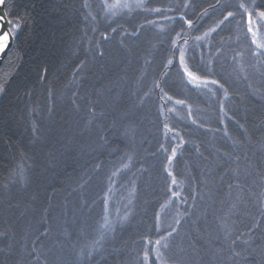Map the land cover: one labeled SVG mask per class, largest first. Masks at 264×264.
<instances>
[{
	"label": "trees",
	"instance_id": "obj_1",
	"mask_svg": "<svg viewBox=\"0 0 264 264\" xmlns=\"http://www.w3.org/2000/svg\"><path fill=\"white\" fill-rule=\"evenodd\" d=\"M170 2L175 6L176 0H152L154 6L167 5ZM215 2L216 0H194L192 7L180 10L191 16L194 22L202 24V30H206L221 18L223 12L222 7H211ZM90 3L93 14H98V0H90ZM205 8L208 9V15L197 20L199 13ZM24 9H27L29 20L21 33V51L10 57V62L4 61L0 67V76L5 72L12 73L5 93L0 95V209H6L9 203L17 205L11 211H0V231L10 230L15 234L16 240H20L25 233L33 237L35 230L40 227L37 223L40 210L50 202L54 209L52 214L57 216L60 206L67 198L70 208L77 206L78 218L86 222L85 228L89 235H92V227H95L104 212L100 202L106 189L104 177L109 170L121 165L124 150L129 148L135 153V167L132 172H135L136 176L133 177L131 172L124 173L121 181L125 186L118 183L113 189L108 207L109 219L115 221L117 210L121 214L126 210V188L131 179H137L138 194L130 223L122 229L118 228L115 239L109 240V251L113 245L121 251L109 255L108 264H136L137 254L143 247L140 238L148 232L157 205L165 199L166 185L159 162L149 154L150 151L156 150L161 137L157 96L153 93L144 100L142 106L136 107L137 96L133 93H143L157 77L160 65L167 55V38L162 46L161 34L151 26L142 30L137 38L125 37L124 48L131 50V56L128 58L133 61L129 65L121 47V38L116 35L103 45V59L95 55L94 45L90 44L89 40L98 41L99 31L93 33L91 26L85 29L82 0H16V10ZM145 15L147 14H134L132 24L143 22ZM157 22L164 27L169 25V22L162 18H158ZM96 26L100 31L107 27L103 20H99ZM125 27L128 28L129 25L125 23ZM213 35L215 39L212 40V49L220 47L223 51L217 56L214 50L205 49L204 55L206 59L211 57L216 61L217 73L228 82L230 99L224 101L226 108L234 111L236 119L244 122L250 132L256 134L254 122L264 116V99L259 98L264 95V80L260 76V72L264 71V57L257 62L258 58L251 54L254 46L250 45L242 26L236 20L226 22L221 26L219 34ZM148 53H151V56ZM142 57L150 58L152 63L145 65ZM237 61L243 66V73L240 72ZM82 63L83 68L77 72ZM42 67L47 68L45 82L38 79ZM242 75H247L248 80H243ZM121 77L123 79H120ZM117 80L119 107L132 108L135 113L133 118L139 126L137 137L134 145H127L109 134V144L101 148L96 141L95 128L83 135L78 133L83 128L84 119L88 118L87 103L97 99L95 91L101 85L111 86L110 82ZM181 80L182 77L177 71H171L167 89L170 94L174 98L185 99L186 103L191 105L192 118L202 120L206 126L217 127L219 100L222 96L218 94L217 98L213 99L211 93L204 91L201 94L195 89L185 87ZM26 92L30 94L26 95ZM254 92L255 94H252ZM73 93L78 95L73 96ZM73 99L82 106L80 112L74 110ZM49 108L53 109L50 114ZM31 109H35V113ZM179 115L186 117V108H181ZM34 122L39 128L38 134L32 130ZM104 123H107V120ZM228 124L230 133L235 135L238 132L236 125L230 121ZM181 131L191 138V144L199 145L201 151L206 152L213 147L231 150L222 133L205 132L190 123ZM145 138L150 143H141ZM243 150L250 151L246 146ZM184 157L193 164L198 163L194 152H185ZM97 161L103 162L99 174L93 175L91 182L78 194L68 196V192L81 182L82 177L93 174ZM141 162L149 166V172L144 175L136 171ZM21 164L25 166L30 177L31 182L27 186L17 182L16 170ZM177 171L188 175L182 164L177 165ZM256 179L258 180V177ZM251 180L252 178H249L250 183ZM253 187L257 193L260 191L258 184ZM188 191L190 189L186 188V192ZM33 196L36 197L35 201L32 200ZM249 197L252 202L248 203L246 208L242 206L239 218L232 217L236 221L237 229H243L250 224L252 216L261 218L262 206L256 202L251 192L245 195V200ZM82 198L88 201L90 208L78 207ZM196 203L197 215L205 208L208 211V230L202 232L205 247L199 254L194 253L188 249L187 242H181L178 237L174 245L188 249V253H181L180 247L174 246L169 254L174 259L181 260L182 264L184 261L189 264H235L228 257L226 249L218 257H212L209 253V249L220 236L216 216L222 214L221 206L199 200ZM180 207L183 209L187 205ZM224 210L226 211V206ZM172 215H175V209L172 210ZM201 223L203 226L204 222ZM51 227L54 233L59 230L56 221L51 222ZM187 229L189 225L185 222L181 226V236ZM87 242V239L81 241ZM197 247L200 248L199 243ZM15 259H20V256L17 255L8 264H14Z\"/></svg>",
	"mask_w": 264,
	"mask_h": 264
},
{
	"label": "snow or ice",
	"instance_id": "obj_2",
	"mask_svg": "<svg viewBox=\"0 0 264 264\" xmlns=\"http://www.w3.org/2000/svg\"><path fill=\"white\" fill-rule=\"evenodd\" d=\"M98 4L100 12L94 15L90 0H82V18L85 29L91 26L93 33L99 31L100 39L89 40V43L94 45L95 55L100 59H103L105 55L103 45L110 42L113 35L121 38V47L129 65L133 61L128 58L131 56V50L124 48L125 37L137 38L142 30L151 26L158 29L161 34L162 46L167 38V55L160 65L157 77L153 79L146 91L140 94L133 93L137 96L136 107L142 106L144 100L153 93L157 96L161 137L156 150L150 151L149 154L159 162L166 185L165 199L157 205L152 223L148 226V232L140 238L143 247L137 254L136 264H182L181 260L174 259L169 254L174 246L180 247L181 253L184 254L188 253V249L194 253H200L205 247L202 232L208 230V211L205 208L200 215H197V200L221 206L222 214L216 216L220 236L209 249L212 257L221 256L226 249L228 257L235 264H264V227H262L264 224V116L254 122L256 134L250 132L244 122L236 119L235 112L227 109L224 103L230 99L228 82L217 73L216 61L211 57L206 59L204 55L205 49L214 50L217 56L220 55L222 48L212 49V40L215 39L213 34L218 35L221 26L226 22L231 23L236 20L242 26L250 45L254 46L251 54L256 58L264 57V0H216L211 7L214 9L222 7L223 12L221 18L206 30H202V24L194 22L191 16L180 10L192 7L194 0H182V2L176 0L175 6L171 2L167 5L154 6L152 0H98ZM134 14L147 15L144 16L143 22L133 25ZM207 15L208 9L205 8L196 19L200 20ZM122 18H124L123 22H121ZM158 18L168 21V27L159 25ZM28 20L27 9L16 10V0H0V64L4 61L10 62V57L21 51L19 41ZM99 20H103L107 25L103 31L96 26ZM125 23L129 25L128 28L125 27ZM148 55L151 56V53ZM142 59L145 65L152 63L150 58L142 57ZM235 59L234 56L233 60ZM257 62H260L259 59ZM83 66L82 63L77 72ZM237 66L243 73V66L238 61ZM173 70L182 77L181 83L185 87L195 89L201 94L204 91L211 93L213 99H216L218 94L222 96L219 100L217 127L206 126L202 120L192 118L191 105L187 104L185 99L174 98L170 94L167 89L169 76ZM11 75L12 73L5 72L0 76V95L5 93ZM260 76L264 80V71L260 72ZM46 78L47 68L42 67L39 70L38 79L45 82ZM242 79L247 81L248 76L242 75ZM110 84L111 86L101 85L95 91L97 99L87 103L88 118L84 119L83 128L78 134L83 135L95 128L96 141L101 148L109 144V134L126 142L127 145H134L139 127L133 118L135 113L131 107L124 109L119 107V80L111 81ZM249 87L253 86L249 85ZM51 95L50 88L49 97ZM76 95L78 93H73V96ZM259 98L264 99V95ZM72 105L75 111L82 110L77 100L73 99ZM181 108H186V117L179 115ZM52 110V108L48 109L49 114ZM31 111L35 113V109ZM105 120L107 123H104ZM229 121L238 129L235 135L230 133ZM189 123L205 132L222 133L231 150L213 147L206 152L201 151L200 146L191 144V138L186 137L181 131ZM32 130L36 134L39 133L35 122ZM141 143L150 142L145 138ZM245 146L250 151L243 150ZM185 152H194L198 163L193 164L187 160L184 157ZM134 158L135 153L126 148L121 157V165L109 170L105 175L106 189L100 201L104 212L95 227H92V235H89L85 228L86 222L78 218L77 206L70 208L67 198L60 206L57 216H53L54 209L49 202L48 206L40 210L37 221L40 227L35 230L36 234L33 237L25 233L20 240H16L15 234L10 230L0 231V257H2L0 264H8L17 255L20 259H15L14 264H108V256L121 251L114 245L109 251V240L115 239L117 229L124 228L133 216L134 201L138 194L137 179L127 182L126 210L123 214L117 210L115 221L109 219L110 196L118 183L125 186L121 181L124 173L131 172L133 177L136 176V173L132 172L135 167ZM254 161L257 162L254 163ZM181 164L187 169V176L177 171V165ZM102 168L103 162L97 161L93 174L87 175L86 178L82 177L81 182L68 192V196L83 190L91 182L93 175L99 174ZM136 171L144 175L149 172V166L141 162ZM16 176L17 182L22 186H27L31 182L23 164L18 166ZM249 178H252L251 183ZM257 184L260 187L258 193L253 187ZM186 188L190 191L186 192ZM249 192L262 206L261 218L252 216L250 224L243 229H237L236 221L232 217L239 218L242 206L246 208L247 204L252 202L251 197L245 200V195ZM32 200L35 201L36 197L33 196ZM181 205H187V207L181 209ZM14 207L17 205L9 203L6 209H0V211H11ZM78 207L90 208L91 205L82 198ZM173 209H175V215H172ZM52 221H56L59 225V230L55 233L51 227ZM185 222L188 223L189 229L185 230L181 236V226ZM178 237L181 242H187L188 249L178 244L174 245ZM86 239L87 243H81ZM198 243L200 248L197 247ZM183 264H189V262L184 261Z\"/></svg>",
	"mask_w": 264,
	"mask_h": 264
},
{
	"label": "rangeland",
	"instance_id": "obj_3",
	"mask_svg": "<svg viewBox=\"0 0 264 264\" xmlns=\"http://www.w3.org/2000/svg\"><path fill=\"white\" fill-rule=\"evenodd\" d=\"M258 59H262V58L260 57V58H258Z\"/></svg>",
	"mask_w": 264,
	"mask_h": 264
},
{
	"label": "water",
	"instance_id": "obj_4",
	"mask_svg": "<svg viewBox=\"0 0 264 264\" xmlns=\"http://www.w3.org/2000/svg\"><path fill=\"white\" fill-rule=\"evenodd\" d=\"M2 66V64H0V67Z\"/></svg>",
	"mask_w": 264,
	"mask_h": 264
}]
</instances>
